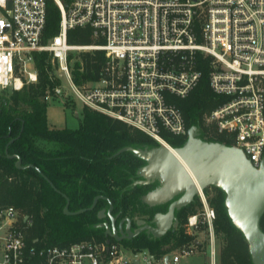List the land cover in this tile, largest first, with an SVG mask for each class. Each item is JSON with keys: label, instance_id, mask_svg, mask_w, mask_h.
<instances>
[{"label": "built area", "instance_id": "1", "mask_svg": "<svg viewBox=\"0 0 264 264\" xmlns=\"http://www.w3.org/2000/svg\"><path fill=\"white\" fill-rule=\"evenodd\" d=\"M54 2L59 29L44 41L46 0H0V92L36 82L34 54L47 51L52 77L60 81L46 89L45 102L73 97L173 149L162 132L187 136L175 98L198 83L201 53L210 57L212 92L223 96L204 115L205 136H214V125L254 167L264 165V0H70L67 9L62 0ZM76 26L91 27L101 43H69L67 30ZM92 48L105 53L98 78L78 84L70 53ZM198 195L201 210L187 224L197 226L200 215L212 239L215 210L203 191ZM21 219L27 216L17 207L0 204V264H178L181 255L193 252V245L181 246L155 256L107 237L31 244Z\"/></svg>", "mask_w": 264, "mask_h": 264}, {"label": "trees", "instance_id": "2", "mask_svg": "<svg viewBox=\"0 0 264 264\" xmlns=\"http://www.w3.org/2000/svg\"><path fill=\"white\" fill-rule=\"evenodd\" d=\"M65 9L70 0H62ZM60 10L54 0H46V21L43 40L58 32ZM67 41L71 44H90L93 40L89 26H76L67 30ZM48 52L34 54L37 81L24 83L18 90L6 94L0 92V204H12L27 219H21L29 243L66 244L79 239H103L104 228L95 224L101 221L97 211L107 208L105 198H99L92 209L77 214H65L63 206L65 194L69 199V210L87 207L97 194L106 196L112 203V214L119 219L131 218L147 213L151 208L141 199L146 191L144 184L131 186L140 159L131 151L114 154L120 147L130 145L142 147L154 146L158 142L139 129L100 111L82 107L77 127L55 128L48 124L42 99L46 89L59 82L52 77V68ZM105 60L101 49L80 54V62L72 64V78L81 84L98 78L99 70ZM210 57L198 53L196 66L201 77L196 86L183 98H177L176 104L181 110L186 125H197L199 135L205 140H217L232 144L222 136H205L207 126L204 115L218 105L223 96L212 92L208 74ZM53 78V79H52ZM162 137L172 146H180L186 136H174L167 131ZM9 139H12L8 143ZM53 142V146L44 148L37 140ZM8 143V145H7ZM19 155L22 164H34L49 182L33 167L17 168L15 158L6 155ZM208 203L215 210L213 220L214 233L223 239L220 253L221 264H253L248 244L242 232L231 222L224 206L225 193L217 186L203 189ZM201 206L199 198L181 207L178 226L157 238L138 235L123 239L124 244L134 248H147L155 256L170 252L181 246H190L194 235L186 224L189 215L198 213ZM108 219V218H105ZM260 227L264 231V213L260 218ZM34 239L36 241L34 242Z\"/></svg>", "mask_w": 264, "mask_h": 264}, {"label": "water", "instance_id": "3", "mask_svg": "<svg viewBox=\"0 0 264 264\" xmlns=\"http://www.w3.org/2000/svg\"><path fill=\"white\" fill-rule=\"evenodd\" d=\"M11 141L12 139H9L8 143ZM7 145L6 155L16 159L14 164L17 168L33 167L42 174L34 164H22L19 155L9 154ZM173 149L175 153L158 142L149 148L125 145L114 153L131 151L134 156L146 161L136 171L143 178L133 181V184L148 183L155 176H159L163 181L159 189L144 196L146 201L154 203L180 194L170 202L165 213L155 214V226L143 224L132 230L130 218L116 219L112 214L111 201L102 194L95 195L89 206L77 210H69V199L63 194L65 197L63 212L81 213L92 209L99 198H105L108 207L97 211V218L101 221L95 225L104 228L106 241L110 238L118 241L130 239L141 230L158 237L171 226L175 209L188 204L194 195L199 194L205 187L214 185L225 193L224 206L227 214L232 224L246 239L252 263L264 264V231L260 227V218L264 213V165L254 167L244 152L235 145L201 138L197 125H191L184 142ZM43 177L54 187L45 175ZM137 223H142V220H137ZM166 260L165 256L164 261ZM134 262L136 263V260Z\"/></svg>", "mask_w": 264, "mask_h": 264}, {"label": "rangeland", "instance_id": "4", "mask_svg": "<svg viewBox=\"0 0 264 264\" xmlns=\"http://www.w3.org/2000/svg\"><path fill=\"white\" fill-rule=\"evenodd\" d=\"M92 38L93 40H97L93 36ZM93 43H95V41ZM93 50L95 49L93 48L92 49H82V50L71 52L70 53L71 64H73L75 61L80 62L81 53L86 52V51L91 52ZM48 60L50 61V55L48 56ZM50 65L53 70L54 66L51 64V61H50ZM62 84L64 85L66 84L65 80H62ZM11 91L12 90H9V89L6 90V94H10ZM82 107H83L82 103L78 101L77 99H74L73 97L72 98L71 97H65V98L59 97V98L50 99L49 101L46 102V108H45V115H46L48 124L51 127H55V128L77 127L79 124V120L81 118ZM209 130L212 132V135H214L213 137L215 138L220 136L221 134L217 132L214 125H210ZM221 137L233 143V140L227 133L224 132ZM37 143L38 145L44 148H49L53 146V142L44 140V139H38ZM205 196L207 198L212 196V192L209 191L208 194L205 193ZM200 210H201V206H198L197 212H200ZM201 219L202 218L199 215L197 226H194L192 228L189 227V230L194 235L195 240L199 242L198 245L195 247L194 246L192 247L193 248L192 253L181 255L178 264H212L211 250L215 253V264H221L220 263V253H221V248L224 244L223 239L214 233L213 221H212L213 236L211 239L210 233H209V227L206 223L201 222ZM186 224H187V220H186ZM120 242L124 244L122 240ZM142 264H145V263L142 262ZM154 264H161V263L160 261H157Z\"/></svg>", "mask_w": 264, "mask_h": 264}, {"label": "flooded vegetation", "instance_id": "5", "mask_svg": "<svg viewBox=\"0 0 264 264\" xmlns=\"http://www.w3.org/2000/svg\"><path fill=\"white\" fill-rule=\"evenodd\" d=\"M145 147L149 148V147H152V146L144 145L141 148H145ZM145 163H146V161L140 159V163L137 166L136 171H137V169L140 166L144 165ZM142 178L143 177L141 175H139V174H137V172H135V176L133 177V180L131 182V186L132 185H135V184H144L145 186H147L146 191L141 195V199L151 208V210L149 212H147V213H143V214H141L139 216H135L133 218H131L129 216H123V217H129L130 218V220H131V229L132 230L138 228L139 226H141L143 224H148V225L155 226L156 225L155 220H154L155 214H157V213H165L167 211V209H168V206H169L170 202L180 196V194H176V195H173L171 197H167L165 199H161L159 201H156L154 203H150V202H148V201H146L144 199V196L147 195V194H149V193H151V192H154L157 189H159L163 185V181L159 178V176H155L154 178H151V181H149L148 183H139V182H136V183L133 184V181H135L137 179H142ZM197 198H199L198 193L194 195L193 199L189 203L196 201ZM179 209H175L174 210V219H172L171 226L162 235L156 237L152 233H147L146 230H141L135 236L144 234L147 237H149L150 239L155 240L157 238H160L161 236H163L167 232L174 230L178 226V224L180 222V216L177 214V212H178ZM137 220H142V223H137ZM198 243L199 242L194 239V242L191 245H193L195 247V246L198 245Z\"/></svg>", "mask_w": 264, "mask_h": 264}, {"label": "bare ground", "instance_id": "6", "mask_svg": "<svg viewBox=\"0 0 264 264\" xmlns=\"http://www.w3.org/2000/svg\"><path fill=\"white\" fill-rule=\"evenodd\" d=\"M169 148V147H168ZM170 149V148H169ZM171 151H173L174 153H175V151H174V149H170Z\"/></svg>", "mask_w": 264, "mask_h": 264}]
</instances>
